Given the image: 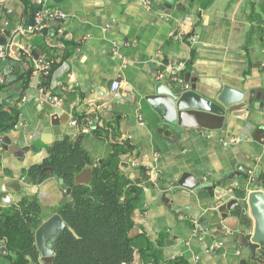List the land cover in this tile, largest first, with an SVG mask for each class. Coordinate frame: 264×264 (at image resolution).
<instances>
[{
	"label": "crops",
	"instance_id": "1",
	"mask_svg": "<svg viewBox=\"0 0 264 264\" xmlns=\"http://www.w3.org/2000/svg\"><path fill=\"white\" fill-rule=\"evenodd\" d=\"M170 1L0 0V36L12 42L11 55L0 61V111L18 109L17 125L4 133L18 146L0 150V179L11 199L0 202V212L24 195H36L46 216L70 203L63 202L65 188L49 170L42 182L27 181L29 169L66 136L95 163L124 150L120 169L142 191L133 213L132 264H241L250 251L230 240L236 219L208 222L231 194L241 199L257 189L251 176L264 172V101L255 100L247 118L229 116L221 130L201 131L159 127L145 96L158 81L170 82L168 59L185 61V72L206 96L225 84L264 89V0ZM41 8H58L66 19H47L42 32L23 34ZM28 45L31 55H20ZM39 57L53 62L50 75L34 70ZM114 81L135 101L115 105ZM42 88L61 100L52 103ZM50 104L58 116L53 131L41 119ZM184 172L200 185L180 187ZM225 190L230 195L219 199ZM249 216L253 230L256 221ZM0 244V264H13Z\"/></svg>",
	"mask_w": 264,
	"mask_h": 264
},
{
	"label": "trees",
	"instance_id": "2",
	"mask_svg": "<svg viewBox=\"0 0 264 264\" xmlns=\"http://www.w3.org/2000/svg\"><path fill=\"white\" fill-rule=\"evenodd\" d=\"M8 108V112L0 111V138L18 123L17 107ZM123 151L116 148L107 160L95 163L84 149L65 136L50 146V156L42 164L29 169V183L42 182L50 175L43 170L51 168V175L63 178L71 188L73 201L58 208L67 227L56 243L52 264L134 262L137 246L132 235L133 213L140 204L142 191L120 169L119 156ZM88 166L93 168L90 183H75V176ZM254 181L264 187V172L256 175ZM45 219L44 208L36 195H24L17 203L2 209L0 241L8 248L13 264H42L35 232ZM257 254L264 260V245ZM173 264L188 263L179 259Z\"/></svg>",
	"mask_w": 264,
	"mask_h": 264
},
{
	"label": "water",
	"instance_id": "3",
	"mask_svg": "<svg viewBox=\"0 0 264 264\" xmlns=\"http://www.w3.org/2000/svg\"><path fill=\"white\" fill-rule=\"evenodd\" d=\"M171 3L170 0H167ZM4 2H0V11ZM0 42L5 43L7 38H1ZM167 80L158 81L154 85L153 91L145 96L146 100L151 104L153 111L159 117V127L197 129L201 131L221 130L229 116L247 118L251 108L255 107V100L264 101V89H238L230 85H223L217 90L213 97L202 94L197 86V79L191 77V72H185L182 79L174 82L167 74ZM127 96H124L122 90H117V97L113 100L115 105L125 104L135 101L134 96H131L125 91ZM49 112V115L46 113ZM57 113L55 106H45V115L41 117L45 123L50 124L51 131L58 125ZM69 118L66 122L68 123ZM61 132L65 129L64 123H59ZM263 132V129L261 130ZM260 134H263L261 133ZM18 144L13 143L8 135H2V147L5 150H11L10 146ZM21 149V148H20ZM51 168H45L43 172ZM93 177V168L85 167L80 173L75 176V183L88 184ZM220 181V180H219ZM62 186L65 188L64 203L72 202L73 197L71 188L60 178ZM201 183V180L196 178L190 172H184L178 180V185L183 188L195 189ZM257 189L248 193L245 198H235L230 196L228 200L222 203V212L216 214L208 223L220 224L229 218H235L237 226L228 228L230 240L238 244L239 248H248L250 256L248 259H243L241 264H248L249 261L264 264V260L258 256V249L264 245V189L262 183L256 184ZM0 202L9 203L11 199L8 196L7 188L4 179H0ZM221 188V185H217ZM217 187L215 188L216 191ZM222 189V188H221ZM229 190V189H228ZM226 191V190H225ZM229 192L217 196L222 199L229 196ZM217 207L221 208L219 204ZM238 212H240L238 214ZM251 215L256 221V228L251 229ZM67 227L62 216L55 212L44 220L35 232L36 246L40 252V262L42 264H52L55 253V246L60 239L64 228ZM2 244H0V247ZM2 248V247H1ZM5 253H8V248H4Z\"/></svg>",
	"mask_w": 264,
	"mask_h": 264
},
{
	"label": "built area",
	"instance_id": "4",
	"mask_svg": "<svg viewBox=\"0 0 264 264\" xmlns=\"http://www.w3.org/2000/svg\"><path fill=\"white\" fill-rule=\"evenodd\" d=\"M66 13L61 11L58 8H41L37 10L34 15L31 22L26 26V28H22L21 32L24 34H34L42 32L45 29V20L47 19H56V20H65L66 19ZM61 31V29H59ZM196 39L191 38V41L194 42ZM12 42H8V40L5 43L0 42V61L4 58H7L11 55L10 53V47ZM32 46H22L19 48V54L22 56L25 55H31L32 53ZM52 65L53 62L47 58H35L34 59V70L38 73L43 74L44 76L50 75L52 71ZM165 65L167 67L168 74L170 75V79L174 82H177L182 79L184 75V71L186 68V62L182 60H173L168 59L165 62ZM163 75V74H161ZM4 81L0 79V85L3 84ZM121 87L120 81H114L112 84V92L117 95V90ZM42 90L46 93V96L49 101L52 103H58L61 99L57 97L56 95L52 94L48 89L42 88ZM73 126H78V121L75 119L72 121ZM83 132H89V129L86 128V126L81 128ZM2 139L0 138V150L2 149ZM135 166V163H133ZM153 175V173L151 174ZM150 175V176H151ZM251 180H255V176H251ZM231 190V189H230ZM231 196L234 197V195L231 194ZM197 228L201 227L200 223L195 222L194 223Z\"/></svg>",
	"mask_w": 264,
	"mask_h": 264
},
{
	"label": "flooded vegetation",
	"instance_id": "5",
	"mask_svg": "<svg viewBox=\"0 0 264 264\" xmlns=\"http://www.w3.org/2000/svg\"><path fill=\"white\" fill-rule=\"evenodd\" d=\"M70 203H71V202H70ZM70 203H69V204H70ZM46 218H47V216H46Z\"/></svg>",
	"mask_w": 264,
	"mask_h": 264
}]
</instances>
